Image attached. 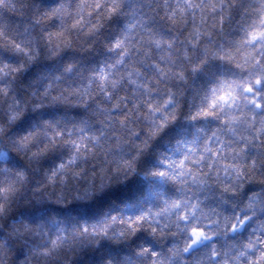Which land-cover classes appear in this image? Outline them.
<instances>
[{"label": "clouds", "instance_id": "1", "mask_svg": "<svg viewBox=\"0 0 264 264\" xmlns=\"http://www.w3.org/2000/svg\"><path fill=\"white\" fill-rule=\"evenodd\" d=\"M17 4L14 12L7 0L0 8L7 25L0 32V66L9 65L0 79V152L6 155L0 160V264H151V251L163 257L191 240L187 230L148 220L136 233L127 228L129 217L158 210L164 199H190L208 210L198 227L210 239H201L184 260L204 255L207 264H219L210 256L215 245L228 264H264V203L249 207L264 196V163L259 145L243 139L252 130L241 121L234 135L227 120L239 115L237 108L255 111L245 105L242 85L259 67L254 59L264 65V42H247L250 31L264 30V0H120L112 13L113 0ZM137 19L141 50L125 41L129 55L122 58L112 45ZM57 32L62 35H51ZM133 65L146 90L128 83ZM102 68L109 73L103 84L97 79ZM111 79L119 86L112 88ZM230 92L240 97L237 107L218 99ZM148 104L160 111L149 112ZM202 109L217 115L190 119ZM193 138L197 154L205 147L220 153L193 166L203 188L191 177L180 184L152 176L161 160L191 158L177 145ZM53 172L58 175L50 183ZM151 185L161 187L162 199L151 194Z\"/></svg>", "mask_w": 264, "mask_h": 264}, {"label": "snow or ice", "instance_id": "2", "mask_svg": "<svg viewBox=\"0 0 264 264\" xmlns=\"http://www.w3.org/2000/svg\"><path fill=\"white\" fill-rule=\"evenodd\" d=\"M6 3V0H0V8H2ZM9 11H15L18 7L17 0H7ZM113 3L115 7H110L108 9L109 13L114 12L118 7L120 0H113ZM132 15L135 17L137 15L135 7H133ZM140 20H136L133 23H129L125 26V31L123 33L124 40H117L113 45V49H122L121 57L129 55V48L123 47L125 41H131L133 44H135V50L139 52L141 50L140 45L136 43L134 32L136 30V25L140 24ZM141 26H143L141 24ZM7 27V25L3 22L2 17H0V32L3 31V29ZM54 37H60L62 33H52L51 34ZM264 42V30H255L250 31L248 33L247 42L252 43L256 41ZM152 44L159 47L160 41L157 39H151L150 41ZM67 43V42H65ZM260 47H264V43L261 44ZM259 50V48L257 49ZM18 51H22L18 48ZM24 55H28V53L25 51ZM252 56V54H250ZM122 62V61H120ZM253 64L255 66H259L257 70L252 72L249 82L245 85H242L243 91L246 94L244 97V103L249 109H255V111H241L239 108H237V111L239 112V115L237 114H230L227 118L230 127L228 128V131L233 133L234 135H238V129L234 126L237 124H240L241 121L244 122V126L247 129L252 130V135H245L243 137L246 144H258L257 151L259 152V159L262 163H264V65L260 63V60L254 59ZM112 66L109 65V68ZM154 67H156L154 65ZM9 68V65L4 64L0 66V79H3L6 77L5 70ZM18 69L12 68L11 71L15 72ZM140 70L135 67L134 65L130 67V70L127 72V80L128 83L135 89V88H143L147 89V85H145L140 79ZM97 79L101 82V84L109 81V73L105 69L100 70V75L97 77ZM120 84L119 80L111 79L110 85L112 88L118 87ZM253 84L256 85V88L253 87ZM10 86V85H9ZM257 88L260 89V91H257ZM247 94H251L250 96ZM105 95H109V93L105 92ZM121 99H126L125 97H121ZM219 101L221 102V105H226L229 108L237 107L236 101L240 99L238 93L236 92H230L227 94H222L218 97ZM168 101H165V104H167ZM117 104H113V108H117ZM210 108L216 107V102L213 100L209 104ZM147 109L149 112H159L160 108L154 107L152 104L147 105ZM221 111H223V107H221ZM257 112L260 113L259 116H257ZM217 113L210 112L206 109H202L199 111H196L193 113V115L190 117L192 120H196L197 118H208V117H214ZM15 118V117H12ZM127 117L122 116L119 118V123L121 125L125 124ZM175 119V117H173ZM225 121H221V123H224ZM155 123V121H153ZM163 122L160 123V127H163ZM134 134V133H133ZM197 140L196 138H193L189 144L184 145L183 143H180L177 145V150L184 149L187 153H192V157L190 158L189 155L185 154L183 158L175 161H165L161 160L160 163L163 166L161 170H156L152 172L153 177H159L162 181L168 180L172 183H180L184 184L187 183V178L191 177V180L194 184H197L199 187L203 188V181L198 180L199 173L195 170L193 167L194 165L201 163L205 159L206 154H211L212 158L215 159L218 155H220L219 151H217L215 148L212 147H205L203 149V152L200 154L196 153V149L192 147V145L196 144ZM210 144L211 142L208 141ZM219 147H223V142L220 141ZM80 144H75V149L77 152L81 149ZM85 149H87V145H83ZM246 149H242L241 151H245ZM6 159V155L2 152H0V160ZM70 163H74L73 161H70ZM253 165H255L256 160L253 159L252 161ZM211 168V165L209 166ZM223 167L226 169H233L235 172V175L237 177L242 176L243 173L241 170L236 168L233 165H229L227 162L223 164ZM163 169H171L170 172L166 173ZM66 171V166L64 164H61L59 166V173H63ZM227 175V172L225 173ZM58 175V172H53L52 176L49 177V182L54 183L55 177ZM74 175L79 176L80 173L76 172ZM61 180H66V177L61 175ZM151 194L158 200L163 198V191L160 186L158 185H151ZM87 194V193H86ZM61 198H63V193H61ZM257 203H264V196H257L255 201H251L249 203V207H255ZM181 208H183V211H181ZM190 214V215H189ZM175 216L176 219L173 220L172 217ZM191 217V218H190ZM208 217V210L200 206L199 202L193 203L190 199H164V203L161 207H159L158 210H153L149 208L147 211L142 212L135 216V218L129 217L127 228L131 230L132 233H136L139 231L138 226L142 225L145 220H148L149 223L158 225L161 229H169L171 230L172 227L176 228L179 231H185L187 230L189 235L191 236V240L186 241L183 248H180L178 245H173L168 250V254L166 256L161 257L160 254L156 251H151V264H207V259L204 255H200L198 257H194L191 261L184 260L185 254L189 252V250L199 243L201 239H210L209 236L206 235L203 229L198 227L199 223L202 220H206ZM115 219V217H113ZM225 220L227 221L228 218L226 217ZM123 223V221H122ZM183 225H187V229ZM95 227V226H94ZM232 229L235 230V224L233 223L231 225ZM262 229H264V225L261 226ZM84 231L87 232V226L84 227ZM153 233L157 231L156 227L152 228ZM172 235H176V232H172ZM150 250L145 248L144 252L148 253ZM227 255V252H225V256ZM210 256L214 260H219V264H228V261L226 259H220L218 256V253L215 251V245L212 246V250L210 252ZM261 259H264V255L260 257Z\"/></svg>", "mask_w": 264, "mask_h": 264}]
</instances>
